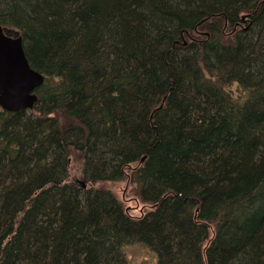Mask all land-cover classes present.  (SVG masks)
<instances>
[{"label":"trees","instance_id":"obj_1","mask_svg":"<svg viewBox=\"0 0 264 264\" xmlns=\"http://www.w3.org/2000/svg\"><path fill=\"white\" fill-rule=\"evenodd\" d=\"M0 24L46 76L0 106V264H264V0H0Z\"/></svg>","mask_w":264,"mask_h":264},{"label":"water","instance_id":"obj_2","mask_svg":"<svg viewBox=\"0 0 264 264\" xmlns=\"http://www.w3.org/2000/svg\"><path fill=\"white\" fill-rule=\"evenodd\" d=\"M46 76L26 56L19 31L0 26V106L8 112L31 110L39 100L37 89ZM141 159V163L145 161ZM85 186V182H82Z\"/></svg>","mask_w":264,"mask_h":264},{"label":"rangeland","instance_id":"obj_3","mask_svg":"<svg viewBox=\"0 0 264 264\" xmlns=\"http://www.w3.org/2000/svg\"><path fill=\"white\" fill-rule=\"evenodd\" d=\"M232 89L236 90L237 85H233ZM71 158L70 164V175L68 181L73 184H79L84 181L83 171L81 167V161L77 160V156ZM108 188L113 190L117 196L124 201L126 208L129 210L130 214L133 216H139L141 209H143V204L138 200L136 195V186L134 183L128 181H123L120 183L108 184ZM129 264H158L157 255L154 252H149L145 247L140 245H135L128 250Z\"/></svg>","mask_w":264,"mask_h":264},{"label":"bare ground","instance_id":"obj_4","mask_svg":"<svg viewBox=\"0 0 264 264\" xmlns=\"http://www.w3.org/2000/svg\"><path fill=\"white\" fill-rule=\"evenodd\" d=\"M245 15V14H244ZM243 15V16H244ZM246 16H248V15H245L243 18H245ZM0 26H3V25H1L0 24ZM6 27V26H5ZM20 32V31H19ZM20 34H21V32H20ZM21 36H22V34H21ZM22 38H23V36H22ZM165 104V99L163 100V102H162V106ZM160 108H161V106H160ZM158 109H155L154 110V112H153V114L157 111ZM146 159H147V156H144ZM82 187H84V188H86V187H89V186H87L86 184H85V186H82ZM90 187H92V186H90ZM144 210H145V208L143 207V209H141V211H140V214H143V212H144ZM128 212V211H127ZM137 245H139V244H137ZM133 246H135V244L134 245H129V246H127L126 248H125V250H126V256H127V259H128V250H129V248H131V247H133ZM140 246H142V245H140ZM146 248V247H145ZM154 252L153 250H151V249H149V252ZM155 253V252H154ZM156 255H157V253H155ZM157 259H158V256H157ZM128 264H129V259H128Z\"/></svg>","mask_w":264,"mask_h":264}]
</instances>
